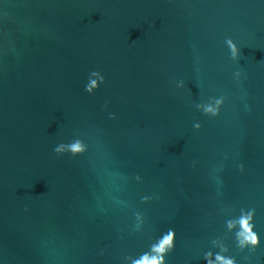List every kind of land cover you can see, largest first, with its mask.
Here are the masks:
<instances>
[{
	"label": "water",
	"instance_id": "water-1",
	"mask_svg": "<svg viewBox=\"0 0 264 264\" xmlns=\"http://www.w3.org/2000/svg\"><path fill=\"white\" fill-rule=\"evenodd\" d=\"M219 95L218 116L195 107ZM241 208L255 252L225 226ZM169 227L168 264H206L216 236L264 264V2L0 0V264H123Z\"/></svg>",
	"mask_w": 264,
	"mask_h": 264
},
{
	"label": "clouds",
	"instance_id": "clouds-1",
	"mask_svg": "<svg viewBox=\"0 0 264 264\" xmlns=\"http://www.w3.org/2000/svg\"><path fill=\"white\" fill-rule=\"evenodd\" d=\"M264 2V0H262ZM225 44L229 50L230 58L232 61L239 62L240 59V45L231 36L225 38ZM243 72L241 68H237L234 72V79L240 81ZM106 82V77L99 69L92 70L85 83V91L93 93L98 89L101 84ZM176 88H183L185 81L183 79L174 80ZM225 95L209 96L207 99L199 101L195 104V107L203 112L205 115L218 116L221 111V107L225 102ZM104 107H107L105 103ZM115 113H109V116L115 118ZM194 128L200 129L202 124L199 121H195ZM87 145L80 138H75L71 142H61L54 148L55 153H71L77 155L87 151ZM241 172L244 171V164L239 166ZM137 180L142 178L137 175ZM153 196L145 195L142 197L144 202L150 201ZM255 208H241L238 214L229 216L225 220V226L228 232L232 233L236 247L241 251L248 250L255 252L260 245L261 238L257 230H255ZM135 219L137 221L135 227L139 230L145 223V216L142 212L135 213ZM176 229L169 227L166 231H161L148 246V249L139 253L138 255H126L123 258V264H168L167 254L175 247ZM210 247L203 251V259L206 264H240V261L236 256L230 254L229 245L225 242V237L216 236L211 238Z\"/></svg>",
	"mask_w": 264,
	"mask_h": 264
}]
</instances>
